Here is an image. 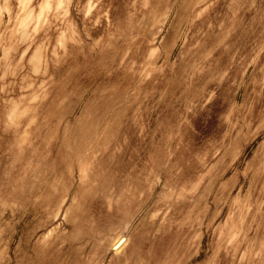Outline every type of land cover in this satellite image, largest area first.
<instances>
[{"label":"rangeland","instance_id":"obj_1","mask_svg":"<svg viewBox=\"0 0 264 264\" xmlns=\"http://www.w3.org/2000/svg\"><path fill=\"white\" fill-rule=\"evenodd\" d=\"M0 264H264V0H0Z\"/></svg>","mask_w":264,"mask_h":264}]
</instances>
